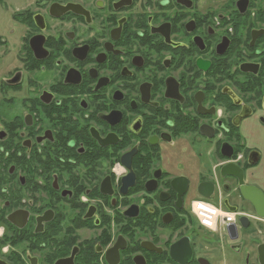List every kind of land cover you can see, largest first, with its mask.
Returning <instances> with one entry per match:
<instances>
[{
  "label": "flooded vegetation",
  "instance_id": "flooded-vegetation-1",
  "mask_svg": "<svg viewBox=\"0 0 264 264\" xmlns=\"http://www.w3.org/2000/svg\"><path fill=\"white\" fill-rule=\"evenodd\" d=\"M10 14L0 264H264V0ZM198 202L232 222L202 227Z\"/></svg>",
  "mask_w": 264,
  "mask_h": 264
},
{
  "label": "built area",
  "instance_id": "built-area-1",
  "mask_svg": "<svg viewBox=\"0 0 264 264\" xmlns=\"http://www.w3.org/2000/svg\"><path fill=\"white\" fill-rule=\"evenodd\" d=\"M196 217L202 227L208 230H216L230 224L233 217L206 202H198L193 205Z\"/></svg>",
  "mask_w": 264,
  "mask_h": 264
},
{
  "label": "rangeland",
  "instance_id": "rangeland-1",
  "mask_svg": "<svg viewBox=\"0 0 264 264\" xmlns=\"http://www.w3.org/2000/svg\"><path fill=\"white\" fill-rule=\"evenodd\" d=\"M30 1L31 0H13L12 2L8 3V7L0 6V36L1 37L10 38L12 37L13 33L16 31V28L11 21L10 11L15 10L18 3L21 2V5H23V2L29 3ZM33 1L35 2L37 0H33Z\"/></svg>",
  "mask_w": 264,
  "mask_h": 264
}]
</instances>
